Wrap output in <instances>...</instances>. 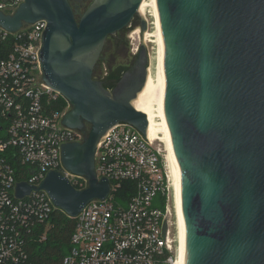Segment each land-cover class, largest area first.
I'll return each mask as SVG.
<instances>
[{"label":"water","instance_id":"1","mask_svg":"<svg viewBox=\"0 0 264 264\" xmlns=\"http://www.w3.org/2000/svg\"><path fill=\"white\" fill-rule=\"evenodd\" d=\"M141 1L73 0L74 13L69 0H23L0 10L11 32L45 20L42 83L68 103L57 128L81 135L59 142V159L86 178L77 189L50 168L38 186L18 182L17 196L43 189L74 218L111 190L95 171L106 152H95L112 126L130 124L151 144L146 114L131 103L149 63ZM155 2L180 264H264V0Z\"/></svg>","mask_w":264,"mask_h":264},{"label":"built area","instance_id":"2","mask_svg":"<svg viewBox=\"0 0 264 264\" xmlns=\"http://www.w3.org/2000/svg\"><path fill=\"white\" fill-rule=\"evenodd\" d=\"M22 1L0 0V10L11 13L5 7ZM44 26V19L15 32L0 26V264H39L32 245L46 238L56 208L43 189L17 196L18 182L38 186L54 168L75 188L86 187V178L68 172L59 159V142L81 135L57 128L68 103L61 110L60 93L42 83L37 51ZM160 142L152 138L148 144L130 124L109 129L96 147L95 156L106 153L95 171L108 178L111 190L74 217L58 264H173L176 233L164 203L170 198V170ZM124 183L132 190L121 191Z\"/></svg>","mask_w":264,"mask_h":264},{"label":"bare ground","instance_id":"3","mask_svg":"<svg viewBox=\"0 0 264 264\" xmlns=\"http://www.w3.org/2000/svg\"><path fill=\"white\" fill-rule=\"evenodd\" d=\"M143 17L148 20L149 16H152L154 21V34L157 43V65H156V74H155V83L152 82V79L147 73L146 81L141 90L138 91L136 97L131 100L132 105L141 111H144L147 117L148 125L152 130V138L154 140L162 141L164 139L167 145V166L170 170V195L173 193V209L175 216V225H176V205L174 198V187H175V177L173 173L172 163L170 159V149H169V134L166 126V122L163 114V81H164V72H163V48L162 41L159 31L158 16L156 11V2L155 0H142L138 9ZM149 24V20H148ZM144 39L150 36L147 31H143ZM148 69V68H147ZM161 135V136H160ZM170 201V198H169ZM175 228V226H174ZM177 227L175 228L176 231ZM176 233V244H175V259L173 264H180V254H179V243Z\"/></svg>","mask_w":264,"mask_h":264},{"label":"trees","instance_id":"4","mask_svg":"<svg viewBox=\"0 0 264 264\" xmlns=\"http://www.w3.org/2000/svg\"><path fill=\"white\" fill-rule=\"evenodd\" d=\"M122 74V73H121ZM120 74V75H121ZM120 75L116 78L113 83H107L103 81V84L107 88H112ZM93 77H96L93 71ZM67 103L65 99L60 97L58 106L62 110L66 107ZM83 132V135L87 133ZM132 190V186L129 183H124L123 188ZM74 218H70L60 209L55 208L50 218L51 226L46 232V238L44 241L32 245V256L39 264H58L61 258L66 254L69 247V238L74 226Z\"/></svg>","mask_w":264,"mask_h":264},{"label":"rangeland","instance_id":"5","mask_svg":"<svg viewBox=\"0 0 264 264\" xmlns=\"http://www.w3.org/2000/svg\"><path fill=\"white\" fill-rule=\"evenodd\" d=\"M148 20H149V24H148ZM148 20L146 19L147 28L145 31L148 30V33L150 36L147 38V40H145L144 34H143V39H144V43L147 46V52H148V57H149V63H148V69H147L148 75L152 79V82L155 83V74H156V65H157V53H156L157 52V49H156L157 43H156V38H155V34H154V31H155L154 23H153L154 19L152 16H149ZM159 144H160V148H161V151L163 153L165 162L167 163V159H166L167 145H166L164 139H162V141ZM172 196H173V193H171V195H170V201L164 202V203L169 204L172 220H173V222H175L174 209H173V199H172L173 197ZM174 226L176 228L175 223H174ZM175 228H174V230H175ZM176 231H177V229H176ZM173 255H174V253H173Z\"/></svg>","mask_w":264,"mask_h":264},{"label":"flooded vegetation","instance_id":"6","mask_svg":"<svg viewBox=\"0 0 264 264\" xmlns=\"http://www.w3.org/2000/svg\"><path fill=\"white\" fill-rule=\"evenodd\" d=\"M76 1H81V0H76ZM69 3L71 5L74 13H75V10H76L77 13L80 11V10L77 9V5L73 3V0H69Z\"/></svg>","mask_w":264,"mask_h":264}]
</instances>
